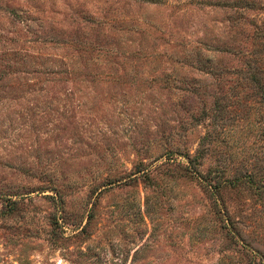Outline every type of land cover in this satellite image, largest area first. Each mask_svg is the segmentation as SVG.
Segmentation results:
<instances>
[{"label":"rangeland","instance_id":"374dc122","mask_svg":"<svg viewBox=\"0 0 264 264\" xmlns=\"http://www.w3.org/2000/svg\"><path fill=\"white\" fill-rule=\"evenodd\" d=\"M0 264H264V0H0Z\"/></svg>","mask_w":264,"mask_h":264}]
</instances>
